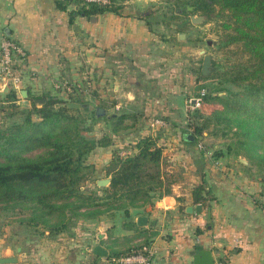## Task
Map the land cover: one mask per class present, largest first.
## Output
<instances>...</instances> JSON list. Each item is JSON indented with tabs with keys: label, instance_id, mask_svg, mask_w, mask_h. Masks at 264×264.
<instances>
[{
	"label": "crops",
	"instance_id": "1",
	"mask_svg": "<svg viewBox=\"0 0 264 264\" xmlns=\"http://www.w3.org/2000/svg\"><path fill=\"white\" fill-rule=\"evenodd\" d=\"M56 1L0 0V42L13 40L26 51L16 64L22 82L16 86L0 80V90H51L58 83L82 79L102 86L98 97L103 104L97 106L124 121L116 132L113 119L104 121L114 140L91 152L89 160L99 174L114 151L130 153L140 138L152 136L163 147L168 177L174 181L170 193L131 207L128 217L120 210L114 218L79 220L70 233L37 234L40 240L26 234L24 245H32L28 250L17 248L23 251L20 257L15 254L18 263L115 264L111 250L124 252L148 242L144 249L153 252L154 264H188L193 261L191 252L203 248L225 256L226 264H264V180L242 157L216 156L201 140L187 139L193 134L188 102L195 86L185 61L182 66L176 63L175 48H160L154 27L159 19L141 13L137 2L125 1L119 13L105 12L94 19L77 15L71 23L75 3L62 10ZM154 117L165 125L152 128ZM201 184L209 197L204 204L194 200V188ZM141 216L147 224H139ZM126 221L138 228H125ZM97 245L108 250L107 257L94 253ZM7 256L12 255L0 252V258Z\"/></svg>",
	"mask_w": 264,
	"mask_h": 264
},
{
	"label": "trees",
	"instance_id": "2",
	"mask_svg": "<svg viewBox=\"0 0 264 264\" xmlns=\"http://www.w3.org/2000/svg\"><path fill=\"white\" fill-rule=\"evenodd\" d=\"M70 2L73 0L56 1L62 10H66ZM75 5L70 11L71 23L77 15L94 19L105 12L119 13L124 6L118 0L106 5L76 1ZM199 9L203 11V7ZM204 11L208 18L213 14L226 17L222 24L225 29L222 42L239 48H234L232 58L224 66L213 64L209 77L218 82L201 96V104L219 107L209 114L199 111L191 116L194 141L199 139L205 143L203 139L217 134L216 128L220 126L223 131L234 130L237 140L225 147L227 154L244 155L251 171L264 180V0H204ZM179 28L185 31L187 25ZM80 84L58 83L47 94H36L28 86L25 98L32 106L26 110L17 104L15 89L0 93V103L8 104L7 109L1 106L0 112L6 111L12 118L19 113L23 116L11 123L0 116V209L17 210L25 228L37 231L38 235L70 233L79 220L103 215L114 218L120 210L128 217L131 207L144 206L152 203L157 194L171 192L174 180L165 171L167 161L163 147L152 136L140 138L136 149L130 153L114 151L104 168L111 183L108 186L97 184L99 172L94 164L87 162V156L98 147L111 145L114 139L105 129L101 137L86 136L84 132L91 128L82 126L87 122L84 114L92 116L93 124L113 119V132L124 117L97 115L84 99L77 98ZM224 90L227 92L222 95ZM39 99L46 102L39 104ZM70 102L86 106L72 108L68 106ZM216 143H210L207 148H214L216 156L223 155L224 147L218 144L216 148ZM34 150L41 153L32 157L29 152ZM90 182L95 188L89 186ZM204 190L203 184L194 188L195 203L204 204L209 199L203 194ZM123 226L138 228L131 221ZM147 244L124 252L111 250L110 260L144 252ZM220 258L226 262L225 256Z\"/></svg>",
	"mask_w": 264,
	"mask_h": 264
},
{
	"label": "rangeland",
	"instance_id": "3",
	"mask_svg": "<svg viewBox=\"0 0 264 264\" xmlns=\"http://www.w3.org/2000/svg\"><path fill=\"white\" fill-rule=\"evenodd\" d=\"M125 1L137 2L141 13H147L149 16L151 15L153 20L159 19V22L156 23L154 27L156 30L155 33L157 34L161 44L160 48H175L176 63L179 62V64L182 66L185 61L186 66L190 69L192 75L191 82L192 85L195 86V89H193V92L189 97V99L191 98L192 100H189L188 105H192V102L195 103L194 105H196L195 109L190 108V117L199 111L209 114L211 110L218 108L219 106L217 104H201V96L204 95L206 91L213 89L218 82V80L216 81L214 77H209L212 74L213 64L224 66L225 63H227V61L232 58L234 48H239L234 45H224L222 42L225 36V29L223 28L222 24L226 22V17H219L213 14L214 16L205 20L203 19V21L196 23L192 22V14L197 13L196 16L202 15L203 13L206 14L204 11V0L203 2H197L196 0H120V3ZM194 5L198 6V9L195 11H189L188 6ZM185 6H187L186 11H184ZM201 7H203V11L199 9ZM181 25H187L185 31H180L179 26ZM180 34H185V37L180 38ZM182 48H186L185 53H183ZM202 51L204 52L201 53ZM206 55H210L212 57V63L209 73L204 75L203 66ZM77 82L82 84H80L81 86L78 87L79 95H77V98L79 97L84 99L88 106L93 104L94 106L91 108V110H96V108H98L97 105L103 104L102 99L98 97V95H102V86L98 85L94 87L92 84L88 83L87 79H82L80 82ZM226 85L230 89L236 90L233 85ZM27 88V86L15 88L18 93L17 104L22 110L29 109L32 106V102L27 100L25 98V93L22 92V90H27ZM7 91L8 90H0V93L3 95ZM112 91H115L113 86ZM33 92L36 94H47L48 90L44 89ZM225 92H227V90H224V92L221 94L223 95ZM0 98H2L1 95ZM45 102L37 101L39 104ZM198 102H200L199 106H197ZM1 106L7 109L8 104L0 103V109L2 108ZM7 115L8 113H6V111L0 112V116H5V120L10 123L23 117L21 113L16 114L13 118L8 117ZM84 117L86 118L87 122L83 123L82 126L91 128V130L85 131L84 134L89 138L101 137L104 131L103 121L101 120L99 123L93 124V121L95 120L92 119V116L90 117V114L85 113ZM35 118L38 119V116L36 115ZM216 129L218 130V133L209 135L206 140L203 139L205 142L204 144L208 146L212 142L214 144L217 142V145L221 144V146L224 147L225 153L227 154V148L225 149V147H227L230 142L231 144H234L232 142H236L237 140V136L233 134L235 131H223V126H220ZM212 130L213 127L210 128V131ZM39 153H41V150H34L30 151L29 155L35 157ZM235 153L229 155L234 156L235 158L242 157L243 159L247 160L244 155L238 157V154ZM90 155L91 153L87 156L88 163H91L89 160ZM167 169L168 166H165V171H167ZM99 175L104 177L105 172H102ZM89 186L95 188V184L92 182L89 183ZM17 212V210L14 211L8 208L0 209V252L2 255L17 254L20 257L23 251L21 249V251L18 252L17 248L21 245H23L26 250L30 249V245H32L31 243L24 245L25 242L23 241V237L26 234L31 237V240H40L36 234L37 231L25 228V226L20 221V215ZM43 241L45 240L43 239Z\"/></svg>",
	"mask_w": 264,
	"mask_h": 264
},
{
	"label": "built area",
	"instance_id": "4",
	"mask_svg": "<svg viewBox=\"0 0 264 264\" xmlns=\"http://www.w3.org/2000/svg\"><path fill=\"white\" fill-rule=\"evenodd\" d=\"M76 1L86 4L96 3L99 5L111 3V0H73L74 3ZM25 57L26 51L19 43L4 38L0 42V77H4L7 81L14 85H19L22 82V75L17 69L16 64L19 60ZM194 104L195 103L192 102V105H189V110L190 108H196V105ZM199 105L200 102H198L197 106ZM163 125H165V120L162 118L154 117L150 120V126L152 128H157L158 126ZM199 148L204 149L203 143H199ZM110 261L115 264H154L153 252L149 249H145L144 252H137L126 256L113 258ZM214 264H226V262L220 258L216 259Z\"/></svg>",
	"mask_w": 264,
	"mask_h": 264
},
{
	"label": "water",
	"instance_id": "5",
	"mask_svg": "<svg viewBox=\"0 0 264 264\" xmlns=\"http://www.w3.org/2000/svg\"><path fill=\"white\" fill-rule=\"evenodd\" d=\"M191 9V8H190ZM203 19L205 20V17L201 16V15H193L192 16V22L196 23L199 21H203ZM185 34H180V38H184ZM204 51H202L201 53H203ZM212 63V57L210 55H206L205 57V61H204V66H203V74L206 75L209 73L210 71V66ZM1 81H4L5 78L4 77H0ZM38 102H45V99H39L37 100ZM69 107L72 108H81L83 106H86V104L82 105L76 102H70L68 104ZM89 108L91 109L92 106L89 105ZM97 115H103L106 113V110L103 107H98L97 110ZM187 139L190 141H194L195 137L193 134H188L187 135ZM242 162L248 163V161L246 159H241ZM111 183V178H103V179H99L97 181V184L99 186H108ZM193 210V208L190 207V210ZM197 209H200V205L198 206ZM139 224H147V218L145 216H141L138 219ZM20 251V248L18 249ZM94 253L96 255L102 256V257H107L108 256V250L103 247L102 245H97L94 248ZM192 256H193V261L188 263V264H214L216 259H220V257L215 256L214 253L212 252L211 249L209 248H203L197 251H192L191 252ZM19 262V258L17 255H12V256H7V257H1L0 258V264H17Z\"/></svg>",
	"mask_w": 264,
	"mask_h": 264
},
{
	"label": "flooded vegetation",
	"instance_id": "6",
	"mask_svg": "<svg viewBox=\"0 0 264 264\" xmlns=\"http://www.w3.org/2000/svg\"><path fill=\"white\" fill-rule=\"evenodd\" d=\"M191 8V9H190ZM198 9V6H196V5H194V6H188V10L189 11H195V10H197ZM197 13H194V14H192V16L193 15H196ZM192 16H191V20H192ZM201 16H203V17H205V19H208V17H207V15L206 14H202Z\"/></svg>",
	"mask_w": 264,
	"mask_h": 264
}]
</instances>
